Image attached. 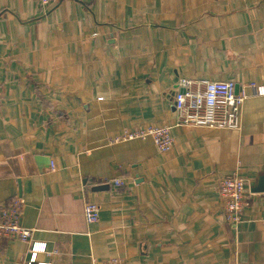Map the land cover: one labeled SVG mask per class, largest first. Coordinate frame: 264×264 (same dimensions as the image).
Listing matches in <instances>:
<instances>
[{"label":"crops","instance_id":"1","mask_svg":"<svg viewBox=\"0 0 264 264\" xmlns=\"http://www.w3.org/2000/svg\"><path fill=\"white\" fill-rule=\"evenodd\" d=\"M183 77L264 85V0H0V224L57 249L52 264H264V94L238 129L177 124ZM148 124L170 149L109 141ZM234 173L237 224L217 190ZM26 249L0 227V264Z\"/></svg>","mask_w":264,"mask_h":264},{"label":"built area","instance_id":"2","mask_svg":"<svg viewBox=\"0 0 264 264\" xmlns=\"http://www.w3.org/2000/svg\"><path fill=\"white\" fill-rule=\"evenodd\" d=\"M41 6H48L57 0H36ZM233 80H194L183 77L179 79L178 88L174 92L173 105L178 113L177 124L201 125L212 128L240 127V109L248 96L264 94V85L249 82L236 91ZM151 138L156 148L166 151L171 148L173 139L167 125L148 124L140 128L128 130L109 139L118 142L133 138ZM53 165L51 164V169ZM113 184H124L120 177L113 179ZM217 190L224 203L223 219L227 223L237 224L242 217V211L247 204L245 194V180L237 174L221 177L217 183ZM83 214L88 222H95L99 218V207L96 203L86 201ZM0 227L13 230L18 239L27 244V259L23 264H52V258L57 255V249H47L44 241L31 239V230L20 227L16 222H8ZM43 253L48 259H39ZM115 260L104 264H112Z\"/></svg>","mask_w":264,"mask_h":264},{"label":"water","instance_id":"3","mask_svg":"<svg viewBox=\"0 0 264 264\" xmlns=\"http://www.w3.org/2000/svg\"><path fill=\"white\" fill-rule=\"evenodd\" d=\"M235 89L237 91V85L235 86ZM47 162H49V159H47ZM108 187L107 183L102 184H96L94 185V189H105ZM251 191H264V173L260 175L253 187H251Z\"/></svg>","mask_w":264,"mask_h":264}]
</instances>
